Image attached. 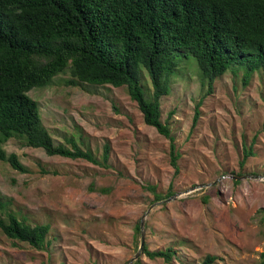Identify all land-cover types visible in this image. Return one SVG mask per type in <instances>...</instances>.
Masks as SVG:
<instances>
[{"label": "rangeland", "instance_id": "obj_1", "mask_svg": "<svg viewBox=\"0 0 264 264\" xmlns=\"http://www.w3.org/2000/svg\"><path fill=\"white\" fill-rule=\"evenodd\" d=\"M143 71L150 98L153 86ZM200 72L193 56L183 57L171 94L161 101L162 121L180 154L177 175L170 141L146 125L127 87L67 86V69L33 89L29 95L55 143L78 134L99 159L109 145L110 168L51 157L20 138L5 143L6 153L16 154L29 172L0 161V219L11 212L30 225L50 224L51 232L50 244L37 250L0 230V264H129L140 250L136 227L143 219L145 245L176 249L172 264H201L207 255L219 258L215 264H262L264 70L245 85L246 69L233 66L205 98ZM246 145L254 156L242 167ZM245 175L251 177L234 179ZM171 184L174 195L165 198ZM138 259L168 264L143 252Z\"/></svg>", "mask_w": 264, "mask_h": 264}, {"label": "trees", "instance_id": "obj_2", "mask_svg": "<svg viewBox=\"0 0 264 264\" xmlns=\"http://www.w3.org/2000/svg\"><path fill=\"white\" fill-rule=\"evenodd\" d=\"M190 55L207 87L204 98L233 66L246 69L247 85L254 73L264 70V0H0V161L29 172L16 154L3 149L20 138L48 156L110 168L109 145L99 159L83 147L78 134L79 139L73 135L65 138L66 144H56L38 102L29 95L69 69L67 86L127 87L146 125L170 141L171 165L179 174L180 154L170 126L162 121L161 101L171 94L181 60ZM143 70L153 86L150 98L143 90ZM204 98L196 106L194 126ZM252 156L253 147L246 145L241 166ZM172 195L171 184L165 198ZM155 198L165 199L160 194ZM261 213L264 217V208ZM6 216L0 219V230L10 240L37 250L50 244V224L30 225L11 212ZM136 230L141 236L140 221ZM142 252L168 264L179 255L173 247L151 251L145 245ZM261 257L264 264V252ZM218 259L207 255L201 264Z\"/></svg>", "mask_w": 264, "mask_h": 264}, {"label": "water", "instance_id": "obj_3", "mask_svg": "<svg viewBox=\"0 0 264 264\" xmlns=\"http://www.w3.org/2000/svg\"><path fill=\"white\" fill-rule=\"evenodd\" d=\"M251 176H235L234 179L235 180H241V179H248L250 178ZM205 186H202L201 188H203ZM208 187V186H206ZM144 225H145V221L144 219L141 221V246H140V250L139 252L137 253V255L135 256V258L129 263V264H132L135 260H137L139 258V256L141 255L142 253V250H143V247L145 246V231H144Z\"/></svg>", "mask_w": 264, "mask_h": 264}]
</instances>
